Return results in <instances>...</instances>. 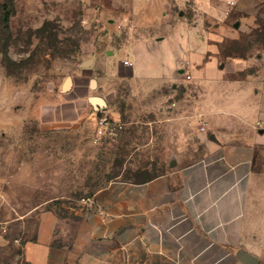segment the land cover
Masks as SVG:
<instances>
[{"label": "rangeland", "instance_id": "obj_1", "mask_svg": "<svg viewBox=\"0 0 264 264\" xmlns=\"http://www.w3.org/2000/svg\"><path fill=\"white\" fill-rule=\"evenodd\" d=\"M127 1L0 0V226L6 228L0 264H21L22 245L33 237L40 211L74 209L107 179H144L200 155L193 128L159 129L152 141L156 121L190 116L198 98L193 82L165 83L159 98L141 97L129 70L117 72L112 62L98 68L104 55L126 51L138 35L137 27L127 32L139 25ZM227 1L142 3L154 4L147 7L153 13L167 4L174 24H154L164 27L172 46L186 40L190 29L216 69L235 78L264 73V0ZM88 58L94 61L82 67ZM198 65L183 67L191 75ZM91 96L105 106H94ZM101 113L121 127L99 130L95 119ZM190 122L202 127L197 119Z\"/></svg>", "mask_w": 264, "mask_h": 264}, {"label": "crops", "instance_id": "obj_2", "mask_svg": "<svg viewBox=\"0 0 264 264\" xmlns=\"http://www.w3.org/2000/svg\"><path fill=\"white\" fill-rule=\"evenodd\" d=\"M127 2L139 23L127 32L137 27L138 35L126 51L102 55L98 68L112 62L117 72L129 70L141 97L159 98L165 83L193 82L190 116L156 121L152 141L159 129L193 128L200 155L144 179H107L74 209L40 211L21 264H246L241 252L264 264V73L235 78L216 69L196 31L172 46L164 27H155L154 19L174 24L167 4L153 13L150 2ZM190 61L199 63L191 75L183 67Z\"/></svg>", "mask_w": 264, "mask_h": 264}, {"label": "built area", "instance_id": "obj_3", "mask_svg": "<svg viewBox=\"0 0 264 264\" xmlns=\"http://www.w3.org/2000/svg\"><path fill=\"white\" fill-rule=\"evenodd\" d=\"M228 3H232V1H227ZM124 64L128 63V60H124L123 62ZM189 77V75H187V78ZM96 126L99 130H105L107 132H114L116 129L121 127V124L116 121L113 120L112 118L108 117L107 115L101 113L99 114L96 119ZM202 129V127H201ZM6 231V228L4 226H0V234L4 233Z\"/></svg>", "mask_w": 264, "mask_h": 264}, {"label": "water", "instance_id": "obj_4", "mask_svg": "<svg viewBox=\"0 0 264 264\" xmlns=\"http://www.w3.org/2000/svg\"><path fill=\"white\" fill-rule=\"evenodd\" d=\"M92 62V58H88L80 63L82 67H87ZM70 82V81H69ZM93 82V81H92ZM93 84V83H92ZM69 85V84H68ZM68 87V86H67ZM66 87V88H67ZM90 101L94 106H105V101L99 96H91ZM240 257L243 258L246 264H258L256 257L246 254L244 252L240 253Z\"/></svg>", "mask_w": 264, "mask_h": 264}, {"label": "bare ground", "instance_id": "obj_5", "mask_svg": "<svg viewBox=\"0 0 264 264\" xmlns=\"http://www.w3.org/2000/svg\"><path fill=\"white\" fill-rule=\"evenodd\" d=\"M69 84V80H66L65 84H64V88H66Z\"/></svg>", "mask_w": 264, "mask_h": 264}]
</instances>
